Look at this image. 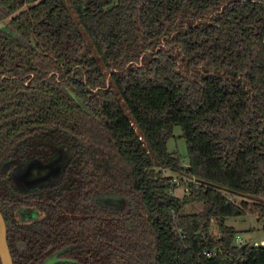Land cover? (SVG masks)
Wrapping results in <instances>:
<instances>
[{"label": "trees", "instance_id": "16d2710c", "mask_svg": "<svg viewBox=\"0 0 264 264\" xmlns=\"http://www.w3.org/2000/svg\"><path fill=\"white\" fill-rule=\"evenodd\" d=\"M0 3L18 12V37L0 31V163L16 148L79 150L58 206L13 228L26 244L14 264L60 250L56 264H264V246L236 244L225 223L264 218V203L238 197L264 199V0ZM174 125L186 164L166 149ZM156 164L193 177L189 195ZM99 194L128 212L92 204ZM192 200L202 210L183 214Z\"/></svg>", "mask_w": 264, "mask_h": 264}, {"label": "flooded vegetation", "instance_id": "af4514ba", "mask_svg": "<svg viewBox=\"0 0 264 264\" xmlns=\"http://www.w3.org/2000/svg\"><path fill=\"white\" fill-rule=\"evenodd\" d=\"M0 7V12L2 13L3 18L8 19L9 26L16 34V36H10L17 38L18 35L12 28L10 20L14 14L18 12L9 13L1 3ZM22 9H25V7L23 6ZM0 31L4 32L1 29ZM63 146L68 147L70 150L64 148ZM60 147H63V150L67 151L63 153L66 158V164L62 166L60 165V168H57L59 167V162H56V157L51 159L52 157L50 158V153H47V157L46 155L44 156L43 154L39 153L20 156L18 154H25L20 148L19 150L17 148L14 150L16 153L13 157H10L9 159L0 163V205L16 204V207L12 210L11 216L8 215L9 217L7 214L4 215L0 211L6 226V241L12 263L14 261L13 255L18 254L19 252L22 253L26 247V244L23 241V236L15 233L13 228H23L26 225L31 226L33 223H38L44 220L47 217V214L41 210V208L44 207L43 204L52 203L53 206H58V193L63 194L64 191L70 189V183L68 182L67 177L72 172H75V169L78 170L76 167L78 164L77 158L79 150H76L71 145L60 143L54 145L53 147L56 154H58V149H60ZM19 163L22 165L21 167L17 166ZM52 164L54 166V171L50 172L51 174H43V172L40 170L41 165L46 167L51 166ZM108 197L120 198L126 203L122 197L112 194H99L92 198L90 202L97 206H103L116 210L120 214H126L128 212L127 203L124 210H121L120 208L117 209L115 206L113 208L103 204L104 198ZM66 214L71 215V211L66 212ZM72 214L74 213L72 212ZM63 253L64 250H60L53 253L52 255L50 254L40 264H56L58 261H60V259H63L60 258Z\"/></svg>", "mask_w": 264, "mask_h": 264}, {"label": "rangeland", "instance_id": "374dc122", "mask_svg": "<svg viewBox=\"0 0 264 264\" xmlns=\"http://www.w3.org/2000/svg\"><path fill=\"white\" fill-rule=\"evenodd\" d=\"M1 8V7H0ZM0 29L9 35L16 36L14 31L11 29L8 23L7 18H3L2 13L0 12ZM64 148L68 147L63 146ZM63 147H60L59 150V159L66 160L65 155L63 154L62 150ZM167 152L173 153L180 159L182 164L187 163V149L184 139L182 138V131L179 125H174L172 130V137L167 141L166 144ZM155 170H160L162 175H169L173 178L178 180V184L174 183V190L173 194L180 199L188 196V191L185 189L186 184L189 183H197L193 177H190L182 172H172L168 169L159 168L157 164L154 166ZM219 190L222 193H227V189L223 187H219ZM238 194V193H237ZM241 199L249 200V201H257L264 203V199L256 196H251L247 194H240ZM239 199V198H238ZM122 201L120 198L116 197H108L104 198L103 204L108 205L109 207L114 206L117 209L126 208V203ZM202 210V203L197 200H192L188 204H186L183 209V214H197ZM225 223L229 226L234 227L237 231V236L242 239L243 242L248 241L249 243L256 242L257 245L264 246V218L259 220L253 215H245L241 217H230L226 218ZM211 231L213 234L217 233L215 225L211 227Z\"/></svg>", "mask_w": 264, "mask_h": 264}, {"label": "water", "instance_id": "95a60500", "mask_svg": "<svg viewBox=\"0 0 264 264\" xmlns=\"http://www.w3.org/2000/svg\"><path fill=\"white\" fill-rule=\"evenodd\" d=\"M69 94L75 100V102L80 103L79 100L76 98V96L72 92L69 91ZM62 151L63 153L67 152L66 150L65 151L62 150ZM56 162H59V167L57 168H60V165L62 166L66 164L64 160L59 159V150L56 156ZM53 167H54L53 164L51 166H46V167L41 165L40 170L43 172V174L44 173L51 174L50 172L54 171ZM0 261H1V264H13L11 260V256L9 254L7 241H6V226H5V223H4V220L1 214H0Z\"/></svg>", "mask_w": 264, "mask_h": 264}, {"label": "built area", "instance_id": "2783aa9c", "mask_svg": "<svg viewBox=\"0 0 264 264\" xmlns=\"http://www.w3.org/2000/svg\"><path fill=\"white\" fill-rule=\"evenodd\" d=\"M171 182H172L173 185H174V183L178 184V180H177L176 178H173V179L171 180ZM234 241H235L236 244L243 243L242 239H240L237 235H236ZM253 245L256 246L257 243L254 242ZM204 255H205L206 257H210V256L212 255V253H210V252H204Z\"/></svg>", "mask_w": 264, "mask_h": 264}]
</instances>
